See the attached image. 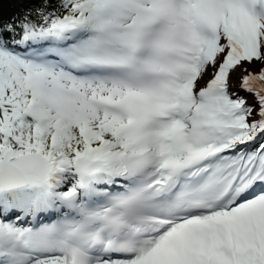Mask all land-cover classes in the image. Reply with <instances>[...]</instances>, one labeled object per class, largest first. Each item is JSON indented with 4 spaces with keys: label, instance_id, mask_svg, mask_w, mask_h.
I'll return each mask as SVG.
<instances>
[{
    "label": "snow or ice",
    "instance_id": "1",
    "mask_svg": "<svg viewBox=\"0 0 264 264\" xmlns=\"http://www.w3.org/2000/svg\"><path fill=\"white\" fill-rule=\"evenodd\" d=\"M0 264H264V0L0 12Z\"/></svg>",
    "mask_w": 264,
    "mask_h": 264
},
{
    "label": "trees",
    "instance_id": "2",
    "mask_svg": "<svg viewBox=\"0 0 264 264\" xmlns=\"http://www.w3.org/2000/svg\"><path fill=\"white\" fill-rule=\"evenodd\" d=\"M41 0H0V12L5 19L17 18L25 14L28 9L40 6Z\"/></svg>",
    "mask_w": 264,
    "mask_h": 264
}]
</instances>
